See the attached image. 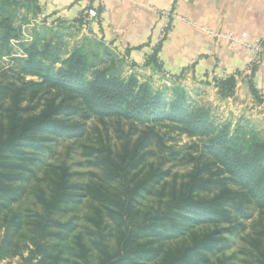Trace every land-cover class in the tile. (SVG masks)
Wrapping results in <instances>:
<instances>
[{
    "label": "trees",
    "instance_id": "16d2710c",
    "mask_svg": "<svg viewBox=\"0 0 264 264\" xmlns=\"http://www.w3.org/2000/svg\"><path fill=\"white\" fill-rule=\"evenodd\" d=\"M41 10L39 0H0V61L8 62L0 71V222L4 221L0 258L18 255L24 242L29 244L24 264H230L218 258L231 246L226 233L243 227L236 222L239 215L248 218L249 204L264 209L261 132L218 122L210 108L194 102L180 83L156 87L151 78L123 75L120 64L125 59L95 37L84 36L80 44L66 49L63 34L43 26L34 28L28 39L24 26ZM79 23L84 26L82 16ZM156 54L155 50L147 62L161 73ZM216 84L220 96L230 97L236 76ZM75 116L117 118L129 126L118 161L105 153L101 163L122 186L124 199L97 190L104 209L97 211L98 232L92 239L91 234L76 233L72 219L64 220L69 208L91 188L73 182L65 165L54 173L48 192L40 190L39 210L25 214L11 207L53 155L58 138L84 136V124L70 121ZM165 125L196 138L182 155L192 169L188 180L173 187L157 211L141 215L136 209L138 198L142 192L152 193L164 172L154 169L144 178L132 172L154 153L148 147H164ZM105 209L119 227L114 249L106 240L109 233L102 231ZM224 224L229 225L220 227ZM203 225L215 229L196 234ZM190 234V241L166 246L167 241ZM91 241L99 252L96 263L91 259ZM258 264H264V249L259 251Z\"/></svg>",
    "mask_w": 264,
    "mask_h": 264
},
{
    "label": "rangeland",
    "instance_id": "374dc122",
    "mask_svg": "<svg viewBox=\"0 0 264 264\" xmlns=\"http://www.w3.org/2000/svg\"><path fill=\"white\" fill-rule=\"evenodd\" d=\"M51 27V26H50ZM54 27V26H52ZM60 32L63 34V43L66 49H72L80 44L84 36L73 33L64 26H57V29H52V32ZM26 37L30 38V33L26 30ZM56 35L54 34V37ZM6 60L0 61V71L7 68ZM133 65L124 60L120 64V69L123 75L134 73ZM132 69V71H130ZM175 82H177L175 80ZM182 84L181 82H177ZM153 84L156 87H161L163 83ZM183 85V84H182ZM185 86V85H184ZM187 87V86H186ZM194 102L210 108L211 115L218 122H229L232 124V129L238 124L244 125L246 128H251L261 132L264 137V99L260 95H255V100H251L248 96L237 94L235 92L230 97H222L213 90L204 87H193L188 89ZM234 96V97H233ZM233 97V98H232ZM231 98V99H229ZM73 123L84 124L85 134L82 138H58L53 144V155L45 160V163L37 170L36 174L31 177L30 182L26 183V193L24 196L11 207L14 210H20L25 214L31 211L39 210L40 204L38 196L40 190L48 192L51 184V179L54 173L59 172V167L65 165L72 173V181L81 183L84 187H91L86 191L85 197L81 198V202L76 206H71L64 220L72 219L77 226L78 232H83L87 235L91 234V239L97 235V222L99 221L97 211L104 209V204L97 196V190L108 191L115 194L113 197H122V189L120 183L113 181L109 176L108 168H105L101 163L105 160V153H109L112 158L118 161V156L121 153L124 142V133H127L129 126L127 122L117 118H106L104 120L98 117H92L89 120H83L77 116L71 120ZM164 134V147L153 144L147 150L154 151L153 154L147 156L145 162H141L137 169L132 172L137 178L148 176L152 170L161 169L164 172L160 183L154 184L152 193L142 192V196L138 198L136 209L140 210L143 215L148 212H155L160 205L164 203L173 187H180L188 180V174L192 169V164L187 163L182 155L188 152V147L192 145L196 138H191L172 127L164 126L161 128ZM138 135L132 137L133 144ZM170 147V148H168ZM172 152L178 153V155ZM110 171V170H109ZM110 175H113L111 173ZM118 203V202H117ZM246 212L248 218L239 215L236 223H240L243 227L238 226L233 230V233L227 232V237L231 240V246L218 256L226 260L230 264H258L259 251L264 249V209L259 208L254 203L247 206ZM102 231L108 232L106 237L107 243L111 249L116 246V241L119 231L117 220L112 219L109 210L103 211ZM91 219V220H90ZM99 223V222H98ZM4 225V221L0 222ZM229 224H224L220 227L227 228ZM209 229H215V226H200L195 229L196 234H202ZM100 231V230H99ZM4 233L0 229V239ZM192 235L176 238L167 241V247H175L185 241H190ZM74 239V237H72ZM24 240V239H23ZM68 242L69 245L74 243ZM29 244H21L22 250L18 255L6 256L0 258V264H24V257L29 254ZM31 248V247H30ZM99 252L97 246H94L91 241V259L94 263L98 261Z\"/></svg>",
    "mask_w": 264,
    "mask_h": 264
},
{
    "label": "crops",
    "instance_id": "0c3cea01",
    "mask_svg": "<svg viewBox=\"0 0 264 264\" xmlns=\"http://www.w3.org/2000/svg\"><path fill=\"white\" fill-rule=\"evenodd\" d=\"M40 14L24 26H57L104 41L133 65L134 73L163 83L172 75L188 89L204 87L219 94L217 79L236 76V93L252 101L254 85L264 99V52L261 54L232 42L215 38L213 32L248 33L249 41L264 39V0H46ZM43 2V3H44ZM88 7L99 15L86 29L79 18ZM45 13L44 19L41 18ZM172 22L168 36L160 42L167 16ZM54 26V27H52ZM31 38V36H30ZM156 57L163 72L147 62ZM132 71V69H130ZM217 94V96H218ZM220 95V94H219ZM233 96V97H234ZM232 97V98H233ZM231 99V98H229Z\"/></svg>",
    "mask_w": 264,
    "mask_h": 264
},
{
    "label": "built area",
    "instance_id": "2783aa9c",
    "mask_svg": "<svg viewBox=\"0 0 264 264\" xmlns=\"http://www.w3.org/2000/svg\"><path fill=\"white\" fill-rule=\"evenodd\" d=\"M46 0H40V2L42 3V7L45 6L46 2H44ZM44 2V3H43ZM45 7H43L44 9ZM99 15L98 9L96 7H88L84 13L82 14V18L84 19V27L88 29L91 26V23H93V21L95 19H97ZM165 15L167 16V19L165 21V24L163 26V28L161 29V34H160V42H162L170 33L171 28H172V22L169 19V13H165ZM45 13L43 12L41 15V18L44 19L45 17ZM212 35L215 38H219V39H224L226 41L232 42L233 44H235L236 46H243L246 49H250L255 51L258 54H261L264 52V39L263 38H256L252 41H249V35L246 32L241 33L240 35L233 33V32H213ZM153 52H155L153 50ZM175 81V77L172 75H166V80L164 81V84H166L167 86H171L172 83ZM218 81V79H217Z\"/></svg>",
    "mask_w": 264,
    "mask_h": 264
}]
</instances>
